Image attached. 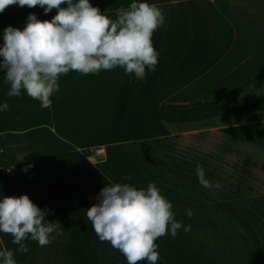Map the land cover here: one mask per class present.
I'll return each mask as SVG.
<instances>
[{
    "label": "crops",
    "instance_id": "crops-1",
    "mask_svg": "<svg viewBox=\"0 0 264 264\" xmlns=\"http://www.w3.org/2000/svg\"><path fill=\"white\" fill-rule=\"evenodd\" d=\"M131 2L90 0L113 18ZM147 2L166 18L153 34L159 54L154 72L146 69L143 81L119 67L63 74L51 106L41 108L26 90L8 97L10 85L0 71V106H10L0 111V135L49 127L72 144L84 175L93 177L90 203L105 186L146 190L155 182L176 221L191 225L174 239L170 231L157 239L162 264H264V112L183 124L167 123L160 113L164 105L190 104L199 94L209 100L264 95V0ZM29 14L51 21L57 10L8 7L0 13V47L4 30H23ZM197 165L220 187L201 186ZM128 174L132 179H123ZM4 196L10 197L0 178V200ZM12 239L0 232V250H12L17 264H31L36 242L26 239L30 251L20 253Z\"/></svg>",
    "mask_w": 264,
    "mask_h": 264
},
{
    "label": "clouds",
    "instance_id": "clouds-1",
    "mask_svg": "<svg viewBox=\"0 0 264 264\" xmlns=\"http://www.w3.org/2000/svg\"><path fill=\"white\" fill-rule=\"evenodd\" d=\"M53 9L57 14L51 21H40L29 14L23 30L9 26L4 30L0 47V71L10 85L7 96L20 97L22 89L41 108H49L50 97L59 91L61 75L76 72L98 74L101 70L124 69L137 80H145L146 69L154 72L158 52L153 45V34L164 26L162 9L147 0H132L127 7L116 10L115 17L102 13L90 0H0V13L8 7ZM66 5V7H62ZM4 102L0 111H9ZM34 165H27L28 172ZM196 173L201 186L216 187L205 177V169L197 165ZM123 179L131 180L128 174ZM97 203L86 210L88 220L101 242H109L119 250L127 264H157L160 259L157 239L169 233L174 239L183 227L177 222L173 205L162 194L155 182L145 189L128 183L105 186L96 197ZM50 209H41L27 196L7 197L0 200V232L10 234L16 251H30L25 240L30 237L39 246H47L62 235L59 221H46ZM187 210L189 218L193 216ZM170 226V227H169ZM3 264H17L14 252L0 250Z\"/></svg>",
    "mask_w": 264,
    "mask_h": 264
},
{
    "label": "trees",
    "instance_id": "trees-1",
    "mask_svg": "<svg viewBox=\"0 0 264 264\" xmlns=\"http://www.w3.org/2000/svg\"><path fill=\"white\" fill-rule=\"evenodd\" d=\"M258 112H264V95L164 105L160 111L162 119L171 124ZM11 141L27 149L31 162L24 164L11 159L7 152V143ZM75 152L72 144L59 138L49 127L0 135L1 181L10 197L27 195L39 208L51 210L46 221L60 222L62 235L52 242L58 264H127L119 250L99 240L87 218L86 210L96 204L86 199L93 189V177L84 175ZM27 165L34 167L25 172L23 169ZM41 255L36 242L31 264H39ZM157 264L162 263L157 261Z\"/></svg>",
    "mask_w": 264,
    "mask_h": 264
},
{
    "label": "rangeland",
    "instance_id": "rangeland-1",
    "mask_svg": "<svg viewBox=\"0 0 264 264\" xmlns=\"http://www.w3.org/2000/svg\"><path fill=\"white\" fill-rule=\"evenodd\" d=\"M260 94L258 93H253V95ZM232 98V97H231ZM253 98V97H251ZM215 99L211 98L210 100ZM209 100L207 99L203 94H199L198 98L196 97L195 101H206ZM7 152L8 155L11 157V159H14L16 162L28 164L31 162V154L27 151V149L22 145L19 144V142L16 141H11L7 143ZM92 177V176H91ZM53 244L50 243L47 246H40L41 250V257H40V262L39 264H58V255L55 254L54 250L52 249ZM54 247V246H53ZM47 255H51V258H47Z\"/></svg>",
    "mask_w": 264,
    "mask_h": 264
},
{
    "label": "built area",
    "instance_id": "built-area-1",
    "mask_svg": "<svg viewBox=\"0 0 264 264\" xmlns=\"http://www.w3.org/2000/svg\"><path fill=\"white\" fill-rule=\"evenodd\" d=\"M103 149L102 148H98L96 149L95 153L96 155H100L102 153Z\"/></svg>",
    "mask_w": 264,
    "mask_h": 264
}]
</instances>
